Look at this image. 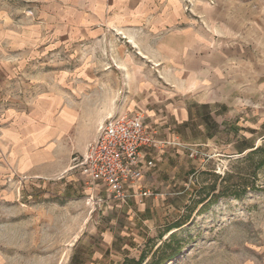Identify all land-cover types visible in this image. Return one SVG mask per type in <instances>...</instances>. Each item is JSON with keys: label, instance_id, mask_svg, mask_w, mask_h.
Listing matches in <instances>:
<instances>
[{"label": "rangeland", "instance_id": "rangeland-1", "mask_svg": "<svg viewBox=\"0 0 264 264\" xmlns=\"http://www.w3.org/2000/svg\"><path fill=\"white\" fill-rule=\"evenodd\" d=\"M76 2L0 0V264H156L164 252L157 264H264L263 83L258 98L228 99L227 125L210 138L202 126L174 129L179 144H160L150 196L100 202L81 180L28 173L23 157L46 153L50 137L44 167L66 158V174L82 170L84 149L58 126L63 108L83 107L75 125H85L96 115L92 92L118 84L103 69L128 52L116 49L118 36L91 34ZM119 84V97L140 95L141 83ZM153 87L171 95L170 83ZM12 109L40 125H19L13 137L4 125Z\"/></svg>", "mask_w": 264, "mask_h": 264}, {"label": "crops", "instance_id": "crops-1", "mask_svg": "<svg viewBox=\"0 0 264 264\" xmlns=\"http://www.w3.org/2000/svg\"><path fill=\"white\" fill-rule=\"evenodd\" d=\"M76 1H79L76 3H79L80 16L92 25L91 34L118 36L121 44L114 45L122 47L116 49L128 52L113 57L114 67L110 70L103 69L106 80L118 84L106 87L101 95L92 92L97 95L91 94L87 101L92 103L89 111L96 115L86 118L85 125H75L85 120L80 115L83 107L66 105L63 108L62 125H58L62 128V138L71 136L73 145L85 151L87 143L97 135L98 124L107 116L126 107V111L142 112L156 143L143 147L144 172L127 189L130 194L127 200L147 197L139 195L141 190L148 191L150 196L151 188L158 185L156 177L160 168L156 153L160 144H179L175 141L179 134L174 135V129L202 126L200 135L204 141L213 136L215 130L211 129L220 131L227 125L228 114L231 115L228 106L235 103V100L229 103L228 99L259 97L263 87L260 83L264 84V0ZM120 82L141 83L140 95L119 97L114 90L120 87ZM154 83H170L171 95H162L163 91L160 93L159 88L153 87ZM118 98L123 102L116 107ZM26 113L6 111L10 115L4 125H9L12 131L19 125H40L34 121L35 113L29 116ZM0 132L6 133L7 129ZM11 134L20 137L18 131ZM34 136L30 138L31 143ZM50 139L43 142L47 143V151L51 149ZM47 151L48 157L34 149L23 157L28 173L39 178L55 175H60V180L75 178V182L81 180L85 185V168L80 167L82 170L75 175L66 174V158H62L57 168L44 167L51 158ZM40 166L42 172L38 171ZM84 189L91 198H98L97 201L106 199V187L101 183ZM102 195L105 197L101 198Z\"/></svg>", "mask_w": 264, "mask_h": 264}, {"label": "built area", "instance_id": "built-area-1", "mask_svg": "<svg viewBox=\"0 0 264 264\" xmlns=\"http://www.w3.org/2000/svg\"><path fill=\"white\" fill-rule=\"evenodd\" d=\"M155 143L142 112L122 111L107 116L79 161L87 173L86 187L92 189L101 183L106 187L107 199L126 201L130 196L127 189L144 172L142 149ZM139 192L141 196L150 194L146 190Z\"/></svg>", "mask_w": 264, "mask_h": 264}, {"label": "trees", "instance_id": "trees-1", "mask_svg": "<svg viewBox=\"0 0 264 264\" xmlns=\"http://www.w3.org/2000/svg\"><path fill=\"white\" fill-rule=\"evenodd\" d=\"M179 224H180V223H178V224L176 223L175 225H173L172 227H170V229L180 226ZM170 229H169V230H170ZM165 256H166V254H165V252H164V255H163L160 259L158 258L157 261H156L155 263L157 264V263L159 262L158 260H161V261H162V260H164L165 258H167V257H165ZM169 256H170V255H169Z\"/></svg>", "mask_w": 264, "mask_h": 264}]
</instances>
